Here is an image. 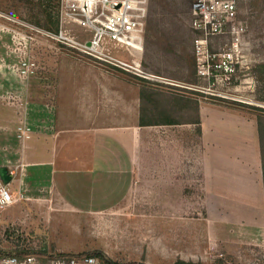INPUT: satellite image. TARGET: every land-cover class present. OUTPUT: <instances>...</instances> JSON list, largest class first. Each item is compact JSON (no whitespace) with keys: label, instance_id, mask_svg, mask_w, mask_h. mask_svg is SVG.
I'll use <instances>...</instances> for the list:
<instances>
[{"label":"rangeland","instance_id":"1","mask_svg":"<svg viewBox=\"0 0 264 264\" xmlns=\"http://www.w3.org/2000/svg\"><path fill=\"white\" fill-rule=\"evenodd\" d=\"M82 4L0 0V167L38 147L49 154L58 125H85L80 96L91 74L109 76L113 124L131 122L116 92L141 90L142 124H153L142 127L141 165L128 193L91 211L51 218L41 202L25 226L4 213L20 219L26 202L0 208V257L34 250L39 239L43 254L100 251L117 264H264V0H238L247 25L240 62L231 80L217 82L198 75L192 0H149L141 50L103 43L101 53L140 64L146 78L86 52L95 31L76 15ZM231 41L213 39L210 49Z\"/></svg>","mask_w":264,"mask_h":264},{"label":"crops","instance_id":"2","mask_svg":"<svg viewBox=\"0 0 264 264\" xmlns=\"http://www.w3.org/2000/svg\"><path fill=\"white\" fill-rule=\"evenodd\" d=\"M86 79L92 86H88L90 90L81 91L85 116L80 114L78 117L84 118L85 125H58L56 134L52 136L49 154L41 152L40 148L44 149V146L38 147L40 151L23 152L19 164L7 167L14 171L8 188L16 197L23 196L18 202H26L20 219L5 210L7 221L21 220L25 226H30L27 217L33 211L41 213V202L50 205L52 218L55 212L63 209L76 211L77 214L91 211L96 204H101L100 201L113 198L112 193L129 192L141 165V155L137 154L136 148L141 147L142 127L153 125L142 124L141 90L135 88L129 93L122 89L116 92L119 93L117 102L124 108L125 119L131 122L113 124L110 122L109 76L91 74ZM99 92L104 94L99 95ZM203 115L202 126L205 125V111ZM65 116L61 113L59 118L64 120ZM165 123L185 125L171 120ZM82 136H87L88 140H81ZM50 224L52 226L53 221ZM35 226L43 232L38 224Z\"/></svg>","mask_w":264,"mask_h":264},{"label":"built area","instance_id":"3","mask_svg":"<svg viewBox=\"0 0 264 264\" xmlns=\"http://www.w3.org/2000/svg\"><path fill=\"white\" fill-rule=\"evenodd\" d=\"M76 7V15L84 16L86 25L95 31L92 41L85 46L86 52L96 58L114 64L138 77L146 78L136 62L129 63L115 60L100 52L103 43L116 47L141 50L146 21L149 12V0H90ZM75 11V12H76ZM192 28L196 33L194 39L198 62V75L209 82L231 80L236 75L239 56L242 52V36L247 30L241 18L238 0H192L190 7ZM232 39L220 51L210 49V41L217 38ZM56 38V37H54ZM27 65V63H24ZM23 134H27L25 131ZM10 175L14 171L8 169ZM23 196L15 197L8 185L0 178V208L13 205ZM4 229L7 236L8 229ZM1 230V229H0ZM34 250L25 245L24 252L5 254L0 257V264H100L97 257L91 255L61 256L55 254L45 263L41 252V241L37 239ZM26 244V243H25ZM1 248V244H0Z\"/></svg>","mask_w":264,"mask_h":264},{"label":"trees","instance_id":"4","mask_svg":"<svg viewBox=\"0 0 264 264\" xmlns=\"http://www.w3.org/2000/svg\"><path fill=\"white\" fill-rule=\"evenodd\" d=\"M263 127L262 125H259L258 130H259V136H260V140H261V160H262V172H263V185H264V132H263ZM199 132H201V128H198ZM14 254H19V253H14ZM44 255L48 256L44 258L45 263L48 261L49 257H52L55 255V253H49L48 251H44ZM57 255H61V256H75V255H91V256H95L98 259H100L99 261L101 262V264H117L115 262H112L110 259H108V257L100 252V251H95L93 253H80V254H70V253H61V254H57ZM174 264H195L192 262H187L184 260H178L177 262H175Z\"/></svg>","mask_w":264,"mask_h":264},{"label":"water","instance_id":"5","mask_svg":"<svg viewBox=\"0 0 264 264\" xmlns=\"http://www.w3.org/2000/svg\"><path fill=\"white\" fill-rule=\"evenodd\" d=\"M0 178L5 184H9L12 181V176L7 167H0Z\"/></svg>","mask_w":264,"mask_h":264},{"label":"bare ground","instance_id":"6","mask_svg":"<svg viewBox=\"0 0 264 264\" xmlns=\"http://www.w3.org/2000/svg\"><path fill=\"white\" fill-rule=\"evenodd\" d=\"M85 1H89V2H91L90 0H85Z\"/></svg>","mask_w":264,"mask_h":264}]
</instances>
